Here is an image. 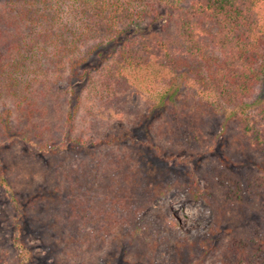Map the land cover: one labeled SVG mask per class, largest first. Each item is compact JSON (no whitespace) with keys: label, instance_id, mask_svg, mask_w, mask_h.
Listing matches in <instances>:
<instances>
[{"label":"trees","instance_id":"16d2710c","mask_svg":"<svg viewBox=\"0 0 264 264\" xmlns=\"http://www.w3.org/2000/svg\"><path fill=\"white\" fill-rule=\"evenodd\" d=\"M160 25L163 31L151 40ZM111 59L118 68L115 75L129 68L143 74L149 96L146 123L163 118L170 125L167 141L208 150L203 167L190 170L186 186L193 200L209 207L210 230L201 241L189 235L176 241L174 261L187 264L197 246L206 248L233 229L237 233L229 248L235 263L264 264V210L257 199L264 200V97L254 98L264 83V0H0V98L7 92L16 101L14 109L0 112L3 141L27 143L48 155L65 149L64 140L56 145L28 138L32 126L38 130V87L51 90L54 76L66 73L80 81L83 91ZM195 60L200 61L196 68L190 64ZM71 110L67 124L73 121ZM15 113L21 120L14 126ZM216 115L223 121L222 134L230 136L221 156L214 153L215 139L207 137L205 124ZM134 135L130 129L122 141L135 140ZM164 153L159 148L158 158L165 159ZM12 184L1 143L0 189L10 194L18 212L22 207ZM175 186L147 189L142 203L132 201L128 210L122 190L110 194L104 222L115 233V245L124 248L120 260L134 254L140 264H155L159 243L140 216L153 200L181 189ZM122 210L126 218L119 217ZM259 213L263 224L237 227L235 218ZM23 227L20 215L14 221V246L20 264H29Z\"/></svg>","mask_w":264,"mask_h":264},{"label":"rangeland","instance_id":"374dc122","mask_svg":"<svg viewBox=\"0 0 264 264\" xmlns=\"http://www.w3.org/2000/svg\"><path fill=\"white\" fill-rule=\"evenodd\" d=\"M161 26L155 29L151 40L163 31ZM113 62L111 59L104 71L92 77L83 91L80 81L66 73L54 76L51 90L38 87L42 93L35 100V109L40 110L35 114L38 130L33 126L27 130L28 138L30 142L53 140L56 145L64 140L65 149L48 155L27 143H5L0 123L3 158L11 174L15 201L22 207L17 212L10 194L0 189V264H20L14 246V221L20 215L24 220L22 241L32 254L29 264H140L134 254L120 260L124 248L115 245V233L110 232L104 218L112 195L119 189L128 210L132 201L139 203L147 189L157 184L176 183L175 188L180 185L181 189L153 200L140 216L159 243L153 256L155 264H178L174 261L175 242L180 238H206L211 211L203 201L193 200L186 183L190 170L203 167L208 150L204 147L194 151L174 139L167 141L170 125L163 118L146 123L149 96L142 85L143 74L137 71L136 75L135 69L129 68L122 76L115 75L118 68ZM199 62L190 64L196 68ZM258 90L255 99L264 97V83ZM2 97L0 112L8 106L14 109L16 101L9 99L7 92ZM78 102L80 107L74 111ZM69 110L73 121L67 124ZM16 115L14 126L21 120ZM137 124L139 127L135 128ZM205 124L207 137L215 139L214 153L221 156L223 146L230 144V136L222 134L223 121L216 115ZM130 129L136 132V139L123 142ZM159 148L165 152V159L158 158ZM241 158L240 154L236 161ZM253 170L251 173L259 177L260 172ZM259 198L264 210V200ZM124 212L119 211L120 218L125 217ZM234 220L240 230L248 229L252 221L263 224L260 213ZM235 233L232 229L230 233L218 234L206 248L197 246L187 264H236L229 248Z\"/></svg>","mask_w":264,"mask_h":264}]
</instances>
